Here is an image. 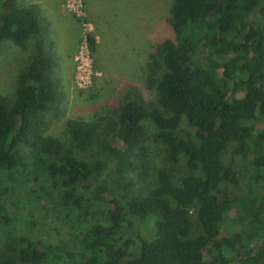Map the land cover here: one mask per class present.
Returning <instances> with one entry per match:
<instances>
[{
  "label": "trees",
  "instance_id": "16d2710c",
  "mask_svg": "<svg viewBox=\"0 0 264 264\" xmlns=\"http://www.w3.org/2000/svg\"><path fill=\"white\" fill-rule=\"evenodd\" d=\"M172 2L145 89L56 138L47 116L69 98L55 31L38 4L0 0V47L33 48L0 97V264H264V0Z\"/></svg>",
  "mask_w": 264,
  "mask_h": 264
},
{
  "label": "rangeland",
  "instance_id": "374dc122",
  "mask_svg": "<svg viewBox=\"0 0 264 264\" xmlns=\"http://www.w3.org/2000/svg\"><path fill=\"white\" fill-rule=\"evenodd\" d=\"M23 1L28 5L38 4L44 17L51 22L50 31H55L53 40L59 54V65L64 67L63 82L67 85L69 98L67 112L61 120H53L51 114L47 116L51 122L48 134L56 138H60L66 119L81 118L90 121L95 110L117 104L120 93L127 86L145 89L142 78L153 45L161 39L173 38L168 23L172 0ZM89 35L96 39L94 51L88 44ZM32 57L33 48L23 50L10 43L0 47L1 98H13L18 88V77ZM79 66L90 70V78L86 84H76ZM182 128L194 131L187 124H183ZM145 129L155 131L150 122H145ZM76 152L79 158L90 160L86 154ZM180 168L182 173L189 170L184 157L180 160ZM135 178L138 187L148 184V181L139 179L137 174ZM226 186L230 192L235 190L233 186ZM224 206L230 207L228 203ZM234 216L233 210L222 224L224 232H230L233 228ZM154 224L153 219H148L143 227H151L153 230ZM225 243L232 246V240L228 237Z\"/></svg>",
  "mask_w": 264,
  "mask_h": 264
},
{
  "label": "built area",
  "instance_id": "2783aa9c",
  "mask_svg": "<svg viewBox=\"0 0 264 264\" xmlns=\"http://www.w3.org/2000/svg\"><path fill=\"white\" fill-rule=\"evenodd\" d=\"M83 59V58H81ZM81 63V62H80ZM85 66H79L78 67V71L76 73V84H79L80 82H83V83H87V81L89 80L90 78V70H85L84 69ZM86 67H89V65H86Z\"/></svg>",
  "mask_w": 264,
  "mask_h": 264
}]
</instances>
